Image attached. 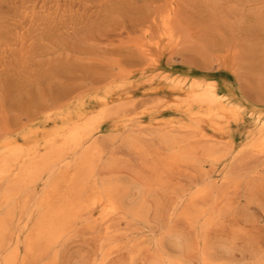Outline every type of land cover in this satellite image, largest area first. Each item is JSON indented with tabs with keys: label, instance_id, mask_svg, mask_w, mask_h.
<instances>
[{
	"label": "rangeland",
	"instance_id": "1",
	"mask_svg": "<svg viewBox=\"0 0 264 264\" xmlns=\"http://www.w3.org/2000/svg\"><path fill=\"white\" fill-rule=\"evenodd\" d=\"M168 77L169 81H172L171 77L173 80L188 77L185 78L188 83L193 78L214 80L220 92L233 93L245 108L244 121L232 128L233 156L217 167H209L206 163L205 171L209 167L208 184L212 190L216 189L210 198H219L218 203L229 201L226 198L238 200L234 206H239L237 215L246 229H252L253 225L262 228L264 206L262 208L261 201L252 197L251 190L256 177H264V159L247 154L245 144L248 133L256 130L254 113H264V0H0V142L43 124L46 115L75 100L89 98V101L93 95L122 83L140 88L145 82ZM141 88L131 96L134 100L128 108L129 113L134 105L140 106L137 110L131 109V115L152 108L158 101L159 96L146 94ZM134 121L125 133L112 134L108 125H104L96 135L103 144L105 159L110 163L109 167H100L99 178L117 177L128 184L145 181L143 173L149 176L139 157L132 152L129 154L132 149L127 146L126 134L138 135L148 145H157V131L145 129L149 117L144 114ZM201 178L202 174L198 172L179 175L174 181L175 190L158 191L166 202L174 201L177 193L185 190L184 205L178 211L168 209L166 218L163 217L165 223L169 219L176 220L170 224L172 230L185 229L181 213L193 193L203 187L199 183ZM42 184L44 181L31 192L28 206L32 198L41 195L45 187ZM5 185L0 181V190ZM228 192L229 197L226 196ZM153 199L149 197L148 201L152 203ZM150 214L151 219L153 212ZM21 215L18 213L17 220ZM91 215L85 216L86 220L78 227V230L83 229V236H87L83 238L81 232L76 231L79 235L75 239L82 237V242L67 244L65 249L61 247L65 251L60 254L59 264H88L94 259V263L103 264L100 256L103 259V254H111L112 246L117 249L107 257L105 264H143L147 261L146 256L138 251L145 245L143 241L158 239L163 233L160 234L159 220L154 218L147 224L128 226L124 220L115 218L106 223L96 222ZM89 222L94 224L89 226ZM85 224L91 234L87 228L84 233ZM23 226L24 223H14L12 234L9 233L13 236L10 237L12 242ZM150 226H154L153 229ZM225 234L220 236L229 239L230 236ZM236 242L235 263L253 262L249 252L253 248L247 239L239 238ZM88 243L92 244L89 246ZM100 244H104L106 250ZM51 259L52 256L40 252L32 260L23 251L20 264H47Z\"/></svg>",
	"mask_w": 264,
	"mask_h": 264
},
{
	"label": "bare ground",
	"instance_id": "2",
	"mask_svg": "<svg viewBox=\"0 0 264 264\" xmlns=\"http://www.w3.org/2000/svg\"><path fill=\"white\" fill-rule=\"evenodd\" d=\"M171 78L172 81L168 77L160 81L151 80L143 83V87L140 86L146 94L159 97L152 108L138 115L130 114L135 105L131 107L130 113L128 108L134 100H131L132 94L140 88L122 83L102 94L93 95V99L89 101V98L75 100L46 115L43 124L0 142V181L6 184L0 190V264H20L23 251L32 260L38 253H46L47 257L52 256L47 264H59L62 258L60 256L65 251L60 248L65 249L67 244L82 242V237L75 239L79 235L76 233H83V229L78 230V227L86 220L85 216L91 214L96 222L106 223L115 218L118 221L124 220L128 226L147 224L153 218L159 220L156 223L161 229L160 234L163 232L162 236L144 240L143 249L141 247L138 250L146 256V264H264V245L261 246L264 243V226L259 229L257 225H253L252 229H246L237 215L239 206L235 207V202L238 200L234 202L226 198L229 201L218 203L219 198L211 199L215 187L212 190L208 184L211 176L209 167H217V164L225 163L233 156L235 144L232 128L244 121L246 110L233 93L220 92L214 80L193 78L188 83V77L179 80ZM137 108L135 107L136 110ZM142 114L149 117L148 126L145 125L144 128L156 130V142L157 139L159 142L157 145H148L142 137L126 134V143L132 149L129 154L139 157L149 176L146 177L143 173L145 181H131L128 184L117 177L99 178L100 167H109L110 163L106 161L103 144L96 139V135L104 125H108L112 134L125 133ZM254 120L256 130L248 133V142L244 143L248 151L246 153L264 159V113H254ZM113 163L115 166V162ZM206 163L210 164V172L205 171ZM197 172L202 174L199 183L203 187L193 193L191 201L181 213L183 219L180 220L182 224L184 221L185 229L174 231L170 224L175 219L167 217L169 221L165 223L164 218L168 209L174 212L184 205L185 190L177 195L173 194L176 195L174 201L166 202L158 191L166 193L175 190L176 177L183 174L194 175ZM256 178L255 180L253 177L255 182L252 184L251 194L261 201L263 208L264 177ZM43 181L42 185L45 187L41 195L32 198L28 206L31 192ZM149 197L154 198L152 203L148 201ZM18 213L21 215L19 220ZM15 222L24 223V226L20 233L17 232V239L12 242L10 237L13 236H9V233ZM92 222L87 225H93ZM261 223L264 225L263 221ZM87 225L85 224L84 233L87 232L86 228L88 230ZM150 227L153 229L154 226ZM107 229L110 230L109 226ZM88 231L90 233V229ZM221 233H227L230 237L225 235L229 239L222 238ZM239 238H246L251 244L253 250L248 251L252 253L253 262L235 263V252L238 250L236 240ZM7 239H10L9 243ZM85 239L87 241L89 238ZM115 248L117 249L112 246L111 254L115 253ZM111 254H103V259L100 256V262L105 264ZM134 258L136 254L133 255ZM236 260L238 261L237 258Z\"/></svg>",
	"mask_w": 264,
	"mask_h": 264
}]
</instances>
